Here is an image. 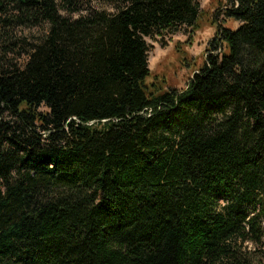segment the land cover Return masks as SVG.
Segmentation results:
<instances>
[{
	"label": "trees",
	"instance_id": "obj_1",
	"mask_svg": "<svg viewBox=\"0 0 264 264\" xmlns=\"http://www.w3.org/2000/svg\"><path fill=\"white\" fill-rule=\"evenodd\" d=\"M218 13L0 0V264H264V0ZM205 25L169 88L147 40Z\"/></svg>",
	"mask_w": 264,
	"mask_h": 264
},
{
	"label": "rangeland",
	"instance_id": "obj_2",
	"mask_svg": "<svg viewBox=\"0 0 264 264\" xmlns=\"http://www.w3.org/2000/svg\"><path fill=\"white\" fill-rule=\"evenodd\" d=\"M224 0H198V5L211 19L219 22L225 28L236 29L239 24L224 21L219 17V8ZM206 17V16H205ZM218 30L212 25H205L194 34L191 30L181 28L173 34H166L163 38L147 40L148 68L154 75L164 76L168 87L182 91L189 83L193 74L202 65L211 51V42L217 37ZM37 32H19L18 36H35ZM183 59L188 66L183 65ZM223 205V200H219Z\"/></svg>",
	"mask_w": 264,
	"mask_h": 264
}]
</instances>
